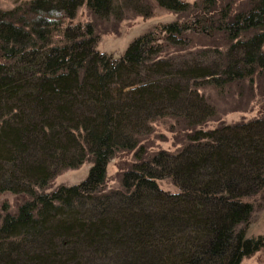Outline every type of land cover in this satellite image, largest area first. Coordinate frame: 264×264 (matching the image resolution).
<instances>
[{
  "label": "trees",
  "instance_id": "1",
  "mask_svg": "<svg viewBox=\"0 0 264 264\" xmlns=\"http://www.w3.org/2000/svg\"><path fill=\"white\" fill-rule=\"evenodd\" d=\"M154 1L186 18L134 38L118 58L98 48L96 22L148 18L146 0L0 9V195L21 199L0 211V264H240L264 249V236L247 234L264 201V111L211 126L200 92L264 76V0ZM82 6L93 22L72 25ZM189 34H221L227 46L199 51L203 62L162 57ZM166 119L185 141L149 154ZM86 163L79 182L52 186Z\"/></svg>",
  "mask_w": 264,
  "mask_h": 264
},
{
  "label": "rangeland",
  "instance_id": "2",
  "mask_svg": "<svg viewBox=\"0 0 264 264\" xmlns=\"http://www.w3.org/2000/svg\"><path fill=\"white\" fill-rule=\"evenodd\" d=\"M22 1L28 0H0V9H10ZM185 1L193 3L194 0ZM228 1L232 2L234 9H239L245 5L246 0H218V6L221 7L225 5L226 2L228 3ZM146 2L152 8V14L148 18L127 13V16L116 25L111 21L96 22L97 34L99 37L98 48L112 55L114 58H118L134 38L148 31H152L169 21L184 20L186 18L183 14H174L166 9L158 7L154 0H146ZM89 21L93 22V18L86 7L82 6L78 9L75 18L71 20V24L84 25ZM186 39L188 41L186 47H167L162 53V57L171 60L175 65H179L183 62H190L191 60H201L200 62H203L205 59L202 60L198 58L197 54H199V51L206 49L212 51L211 55H213V50L216 48L223 50L227 46L221 34H215L211 37L189 34ZM200 92L215 109V116L209 123L211 126H215L221 123V121L227 124L246 121L260 116L259 113L264 111L263 75L256 74L252 77L251 81L243 79L241 81L229 83L224 91H218L212 86H207L202 88ZM173 123L176 122L169 119L154 123V131L147 142H145V145L149 148V154L151 153L150 151H156L158 149L173 152L184 143L183 134L172 130V126H174ZM178 131H180V128H178ZM118 162L119 158H114L108 165V176L110 178L108 183L111 185H114L115 182L114 177L118 170ZM87 169L88 164L86 163L77 169L64 171L55 177L52 186L75 184L85 177ZM161 186L168 190H172L173 188L167 183ZM20 200V197L16 195L9 193L1 194L0 211L3 212L6 209H14L15 205L19 203ZM259 204L260 206L254 210L250 219L247 232L249 236H264V201ZM240 264H264V249L244 258Z\"/></svg>",
  "mask_w": 264,
  "mask_h": 264
}]
</instances>
